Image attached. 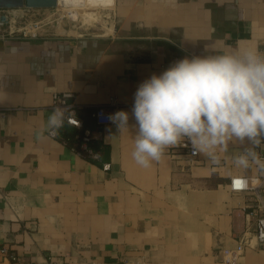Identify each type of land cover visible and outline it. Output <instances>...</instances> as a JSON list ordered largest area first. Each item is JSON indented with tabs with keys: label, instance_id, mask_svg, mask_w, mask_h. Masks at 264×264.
I'll return each mask as SVG.
<instances>
[{
	"label": "crops",
	"instance_id": "1",
	"mask_svg": "<svg viewBox=\"0 0 264 264\" xmlns=\"http://www.w3.org/2000/svg\"><path fill=\"white\" fill-rule=\"evenodd\" d=\"M111 4L100 34L51 24L34 36L10 27L11 11L4 10L0 264H223L224 249L254 236L264 217V171L234 166L239 145L212 165L182 144L144 169L131 157L134 130L99 124L93 111H127L131 126L138 85L174 61L209 54V43L217 51H263L264 0ZM56 92L73 93L82 105L77 115L92 131L98 157L77 149L82 130L74 125L72 142L61 133L38 136ZM257 151L264 157V148ZM234 176L257 178L258 188L234 191ZM238 264H264V244L246 245Z\"/></svg>",
	"mask_w": 264,
	"mask_h": 264
},
{
	"label": "clouds",
	"instance_id": "2",
	"mask_svg": "<svg viewBox=\"0 0 264 264\" xmlns=\"http://www.w3.org/2000/svg\"><path fill=\"white\" fill-rule=\"evenodd\" d=\"M205 52L176 60L138 85L131 109L135 124L130 126L124 110L107 119L119 132L134 130L131 157L144 169L187 142L212 165L221 164L230 145H239L234 166L264 171L257 151L264 148V51L254 46L217 51L209 43ZM73 119L69 108L57 106L38 136L46 131L57 137Z\"/></svg>",
	"mask_w": 264,
	"mask_h": 264
},
{
	"label": "rangeland",
	"instance_id": "3",
	"mask_svg": "<svg viewBox=\"0 0 264 264\" xmlns=\"http://www.w3.org/2000/svg\"><path fill=\"white\" fill-rule=\"evenodd\" d=\"M112 0H59L53 8L11 11V26L28 33L44 31L49 25L73 28L76 32L104 33L109 25L108 8ZM7 9V8H6ZM31 9V8H29ZM8 25L7 23L4 27ZM9 27V28H10ZM3 28V27H2Z\"/></svg>",
	"mask_w": 264,
	"mask_h": 264
},
{
	"label": "built area",
	"instance_id": "4",
	"mask_svg": "<svg viewBox=\"0 0 264 264\" xmlns=\"http://www.w3.org/2000/svg\"><path fill=\"white\" fill-rule=\"evenodd\" d=\"M4 10H6V8H0V16L5 15ZM6 21H2L0 19V28L4 27V25L7 23ZM33 35L35 36L36 33H33ZM73 95L74 94L70 92L54 93L51 107L53 109L57 106L67 107L70 109L72 113H74V119L71 122L66 121L65 123L74 125L82 130L81 133L76 134V138L80 141L79 151H81V153L91 155L93 157H98V153L94 152L89 144V142L91 141L93 137V133L90 129L84 127L83 120L79 118V116L77 115L78 110L82 108V105L72 100ZM110 114L111 112H109L107 110V107H105L104 105L96 106L93 111V116L96 118L97 122L102 125L111 123V121L107 119V117ZM182 146H189L191 153L194 154L191 150V146L187 145L186 142L182 143ZM103 167L104 169H109L110 164L105 163ZM257 181L258 179L253 178V177L234 176L230 180V186H231V189L234 191L252 190V189L258 188ZM254 239L258 244H264V217L263 216L259 217L257 220V227H256V232L254 236L250 238H246L245 240L239 241L236 248H225L224 249V259L222 263L223 264H238L239 258L242 255L246 245L252 244V241ZM2 251L6 252V249L3 248ZM13 258L16 259L15 256H13ZM126 264H131V263L127 262Z\"/></svg>",
	"mask_w": 264,
	"mask_h": 264
},
{
	"label": "water",
	"instance_id": "5",
	"mask_svg": "<svg viewBox=\"0 0 264 264\" xmlns=\"http://www.w3.org/2000/svg\"><path fill=\"white\" fill-rule=\"evenodd\" d=\"M59 0H0V8H53ZM0 19L6 21V16L1 15Z\"/></svg>",
	"mask_w": 264,
	"mask_h": 264
},
{
	"label": "trees",
	"instance_id": "6",
	"mask_svg": "<svg viewBox=\"0 0 264 264\" xmlns=\"http://www.w3.org/2000/svg\"><path fill=\"white\" fill-rule=\"evenodd\" d=\"M65 128V130H64ZM62 129V131L60 132L64 138L68 139L69 142H72L74 140V136L76 134V129L74 128L73 125L69 124V123H65V127ZM77 149L79 150L80 148L77 147ZM87 155V154H86Z\"/></svg>",
	"mask_w": 264,
	"mask_h": 264
}]
</instances>
